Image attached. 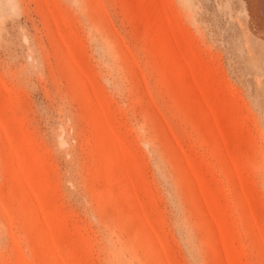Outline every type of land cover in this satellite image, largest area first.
<instances>
[{
    "label": "rangeland",
    "instance_id": "rangeland-1",
    "mask_svg": "<svg viewBox=\"0 0 264 264\" xmlns=\"http://www.w3.org/2000/svg\"><path fill=\"white\" fill-rule=\"evenodd\" d=\"M0 264H264V0H0Z\"/></svg>",
    "mask_w": 264,
    "mask_h": 264
}]
</instances>
